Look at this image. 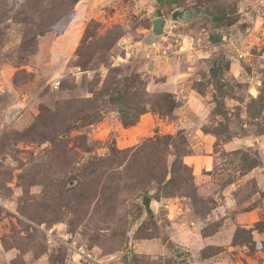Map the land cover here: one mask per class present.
Listing matches in <instances>:
<instances>
[{"label":"rangeland","instance_id":"1","mask_svg":"<svg viewBox=\"0 0 264 264\" xmlns=\"http://www.w3.org/2000/svg\"><path fill=\"white\" fill-rule=\"evenodd\" d=\"M256 1L0 0V264H264Z\"/></svg>","mask_w":264,"mask_h":264},{"label":"water","instance_id":"2","mask_svg":"<svg viewBox=\"0 0 264 264\" xmlns=\"http://www.w3.org/2000/svg\"><path fill=\"white\" fill-rule=\"evenodd\" d=\"M199 15L200 13H197L192 8L175 9L169 15L168 20L175 23H185L193 18H198ZM151 24L150 41L151 43H155L163 37L167 26V19L157 16L152 19ZM151 201L152 200L149 196H142L141 204L144 209L143 218H148L150 215L154 214V210L151 207Z\"/></svg>","mask_w":264,"mask_h":264},{"label":"built area","instance_id":"3","mask_svg":"<svg viewBox=\"0 0 264 264\" xmlns=\"http://www.w3.org/2000/svg\"><path fill=\"white\" fill-rule=\"evenodd\" d=\"M261 5H262V1H261V0L256 1V4H255L256 7L259 8ZM174 23H175V22H170V23L166 26V30H165V33H164L163 37H164L165 35L171 34L172 28L174 27V25H173ZM257 32H258L259 36L264 37V26L262 25V26L258 27ZM163 37H162V38H163ZM222 38H223V39L227 38V35H226V34H223V37H222ZM228 40H229V41H235V40H238V39H237V38H233V37H228ZM252 46H253V45H248V46H246V48H248L246 51H244V50L240 49L239 47H237V48H236V55H237V57H238L239 59H245L246 55L249 54V49H250ZM54 86H57V83H55ZM82 253L85 254L84 251H82ZM85 255H87L88 257H90V254H85Z\"/></svg>","mask_w":264,"mask_h":264},{"label":"trees","instance_id":"4","mask_svg":"<svg viewBox=\"0 0 264 264\" xmlns=\"http://www.w3.org/2000/svg\"><path fill=\"white\" fill-rule=\"evenodd\" d=\"M217 71H218L217 67L214 68V69H212V72H213V74H214L215 77H216L215 88H216V91L219 93V92H220V86L218 85V82H219V80H220L221 77H218V75H217V74H218ZM121 99H122L121 97H117V100H121ZM160 106L165 108L164 110H162V111H164V112H168V111L171 110L170 108H172L171 103H170L169 100H167L166 98L164 99V104H163V105H160ZM160 106H158V110H159V111H161V109H160L161 107H160ZM154 111H155V110H154ZM159 111H158V112H159ZM119 112L121 113V117H120V119H121V123L123 124V126H129V125H132V124L136 121V119L138 118V115H137V116H135V117L132 118V119H128V118H127V115L122 111L121 108L119 109ZM140 113H142V112L139 111L138 114H140Z\"/></svg>","mask_w":264,"mask_h":264}]
</instances>
